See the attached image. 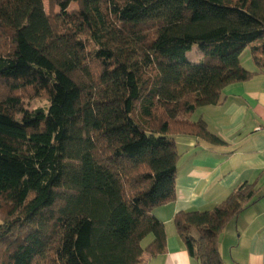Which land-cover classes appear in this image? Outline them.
Listing matches in <instances>:
<instances>
[{
	"label": "trees",
	"instance_id": "16d2710c",
	"mask_svg": "<svg viewBox=\"0 0 264 264\" xmlns=\"http://www.w3.org/2000/svg\"><path fill=\"white\" fill-rule=\"evenodd\" d=\"M49 4L0 0V264H140L167 248L153 210L177 196L174 135L224 144L191 116L256 74L246 48L264 70V0ZM256 195L177 213L189 254L224 264L221 233Z\"/></svg>",
	"mask_w": 264,
	"mask_h": 264
},
{
	"label": "crops",
	"instance_id": "0c3cea01",
	"mask_svg": "<svg viewBox=\"0 0 264 264\" xmlns=\"http://www.w3.org/2000/svg\"><path fill=\"white\" fill-rule=\"evenodd\" d=\"M251 57L243 66L256 73L253 77L226 86L219 103L202 106L191 116L193 121L205 120L208 129L225 143L215 145L195 135H174L181 155L177 196L153 210L165 225L167 248L156 256L144 252L140 264H200L177 232L176 214L212 210L243 183L253 184L257 195L223 229L219 249L224 264H264V70ZM153 240L149 235L143 246Z\"/></svg>",
	"mask_w": 264,
	"mask_h": 264
},
{
	"label": "rangeland",
	"instance_id": "374dc122",
	"mask_svg": "<svg viewBox=\"0 0 264 264\" xmlns=\"http://www.w3.org/2000/svg\"><path fill=\"white\" fill-rule=\"evenodd\" d=\"M46 10L49 11V0H45ZM78 8V3L73 2L69 6V10H74ZM56 10L59 11L60 7H56ZM189 59L193 62H200L203 59L204 54L201 52L200 48L195 45L193 50L187 54ZM252 52L250 48L244 50L243 55L241 56V60L243 65H246L249 61L252 60ZM50 105L47 98H27L24 100L25 109L28 111H34L38 108H47ZM23 116L20 115L19 118L21 119Z\"/></svg>",
	"mask_w": 264,
	"mask_h": 264
}]
</instances>
